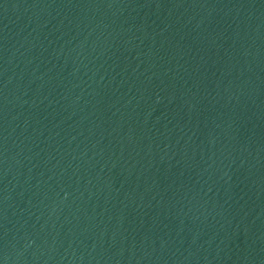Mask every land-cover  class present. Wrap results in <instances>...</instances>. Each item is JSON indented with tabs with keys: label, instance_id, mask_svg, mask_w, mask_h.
<instances>
[{
	"label": "water",
	"instance_id": "water-1",
	"mask_svg": "<svg viewBox=\"0 0 264 264\" xmlns=\"http://www.w3.org/2000/svg\"><path fill=\"white\" fill-rule=\"evenodd\" d=\"M0 264H264V0H0Z\"/></svg>",
	"mask_w": 264,
	"mask_h": 264
}]
</instances>
